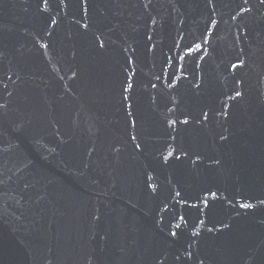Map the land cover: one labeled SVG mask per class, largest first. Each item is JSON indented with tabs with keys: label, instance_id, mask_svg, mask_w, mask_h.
<instances>
[{
	"label": "water",
	"instance_id": "water-1",
	"mask_svg": "<svg viewBox=\"0 0 264 264\" xmlns=\"http://www.w3.org/2000/svg\"><path fill=\"white\" fill-rule=\"evenodd\" d=\"M0 105V264H264L261 0H0Z\"/></svg>",
	"mask_w": 264,
	"mask_h": 264
},
{
	"label": "snow or ice",
	"instance_id": "snow-or-ice-1",
	"mask_svg": "<svg viewBox=\"0 0 264 264\" xmlns=\"http://www.w3.org/2000/svg\"><path fill=\"white\" fill-rule=\"evenodd\" d=\"M44 3L46 5L47 4V0H44ZM261 3H264V0H261ZM197 47H200V46L197 45ZM129 87H131V85H129ZM125 91H127V89H125ZM236 95L239 96V95H241V93L237 91ZM3 107H5V105H0V108H3ZM185 123H187V121H185ZM132 139L135 140L136 139L135 136H133ZM137 147H139V144H137ZM177 195H179V193H177ZM241 207H243V208H251L253 206L251 204H242ZM179 219L180 220H184V217L181 216V217H179ZM176 228L177 229L180 228V224H176ZM171 235L175 237L177 235V233L175 231H171Z\"/></svg>",
	"mask_w": 264,
	"mask_h": 264
}]
</instances>
